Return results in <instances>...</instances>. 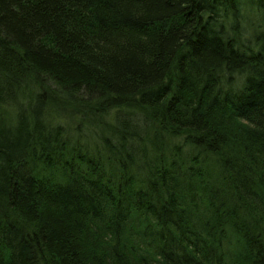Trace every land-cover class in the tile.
Segmentation results:
<instances>
[{
	"label": "trees",
	"instance_id": "16d2710c",
	"mask_svg": "<svg viewBox=\"0 0 264 264\" xmlns=\"http://www.w3.org/2000/svg\"><path fill=\"white\" fill-rule=\"evenodd\" d=\"M0 264H264V0H0Z\"/></svg>",
	"mask_w": 264,
	"mask_h": 264
}]
</instances>
